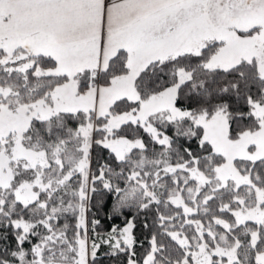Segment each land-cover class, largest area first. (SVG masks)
<instances>
[{
  "label": "snow or ice",
  "instance_id": "snow-or-ice-1",
  "mask_svg": "<svg viewBox=\"0 0 264 264\" xmlns=\"http://www.w3.org/2000/svg\"><path fill=\"white\" fill-rule=\"evenodd\" d=\"M0 264H264V0H0Z\"/></svg>",
  "mask_w": 264,
  "mask_h": 264
},
{
  "label": "trees",
  "instance_id": "trees-1",
  "mask_svg": "<svg viewBox=\"0 0 264 264\" xmlns=\"http://www.w3.org/2000/svg\"><path fill=\"white\" fill-rule=\"evenodd\" d=\"M99 215H100V218H101V219L104 218V214H103V212H100ZM122 222H123L122 220H116V221H105V227H108V226L111 225V224H122Z\"/></svg>",
  "mask_w": 264,
  "mask_h": 264
}]
</instances>
